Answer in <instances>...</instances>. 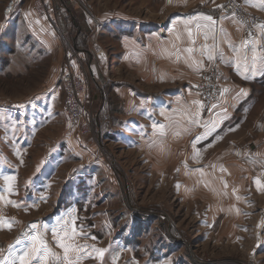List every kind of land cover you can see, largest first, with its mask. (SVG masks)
Returning a JSON list of instances; mask_svg holds the SVG:
<instances>
[{"label":"rangeland","instance_id":"374dc122","mask_svg":"<svg viewBox=\"0 0 264 264\" xmlns=\"http://www.w3.org/2000/svg\"><path fill=\"white\" fill-rule=\"evenodd\" d=\"M37 1L0 0V259L20 255L30 243L25 233L40 232L61 261L59 244L70 245L73 264H84L77 263L83 253L93 261V249H106L111 264H264V209L240 218L210 210L221 179L216 172L207 194L203 169L222 160L220 135L200 138L196 157L161 151L155 139L125 143L134 132L118 92L140 82L125 62V34L113 37L114 30L134 24L137 35L143 26L166 34L191 0H41L45 14ZM216 65L187 91L192 111ZM65 74L84 86L79 126L65 110ZM173 87L166 81L148 94L167 98ZM220 87L221 104L203 106L207 116L223 103V79ZM5 175L13 177L11 191ZM78 246L86 247L72 250Z\"/></svg>","mask_w":264,"mask_h":264},{"label":"crops","instance_id":"0c3cea01","mask_svg":"<svg viewBox=\"0 0 264 264\" xmlns=\"http://www.w3.org/2000/svg\"><path fill=\"white\" fill-rule=\"evenodd\" d=\"M240 1L251 13L264 18V0ZM190 2V11L179 13L166 34L158 29L150 33L146 30L149 26H143L137 35L136 30L130 29L134 24L116 26L114 30L113 37L125 34L122 41L125 62L132 68L135 67L133 69L140 82V89L125 88L118 92L125 101V114L128 117L125 122L134 132H130L129 139L125 138V143L155 139L160 150L168 148L171 150L170 154L179 156L188 149V154L196 157L197 146L195 144L193 147V142L198 137H204L208 141L213 136L220 135L223 142L220 150L225 157L222 155L220 162H206L203 186L208 194L212 181H216L214 175L219 173L221 184L215 194L216 202L213 198L211 200L212 215L217 217L219 212L225 214L228 211L227 215H237L240 218L249 213L248 209L254 213L264 209V31L259 26L257 35L246 38L236 18L220 10L223 0ZM201 14L213 17L215 24L211 27L216 36L215 41L211 38L205 41L203 31L197 32V23L209 24L202 19ZM193 16L197 19L186 27L185 21ZM109 21L111 20L105 22ZM188 30L193 32L194 44L188 40ZM211 35L209 33L210 37ZM177 36L180 37L179 40ZM244 41H249L247 48L241 50L246 59L242 58L237 64L233 47L240 48ZM205 43L209 47L215 44L218 48L215 59L211 62L201 55ZM188 47L194 49L191 57L185 51ZM253 48L258 56L255 66L251 62ZM221 52L223 58L219 55ZM172 60H176V64H171ZM212 64L222 68L223 89L226 91L222 105L207 116L200 107L203 104L199 92L194 111L187 105L186 93L191 84H196L199 75ZM166 81L174 82L172 94L167 98L150 97L148 91L151 88L163 90ZM162 111L164 115H161ZM154 116L157 118L156 124L165 125L163 136L154 134L153 130L151 133L146 132L149 123H153ZM198 131L203 132L198 134ZM224 141H227V145ZM257 180L260 181L259 185ZM91 258L89 254L83 253L77 263L111 264L108 262L110 254L94 256L93 261Z\"/></svg>","mask_w":264,"mask_h":264},{"label":"snow or ice","instance_id":"6c2138e0","mask_svg":"<svg viewBox=\"0 0 264 264\" xmlns=\"http://www.w3.org/2000/svg\"><path fill=\"white\" fill-rule=\"evenodd\" d=\"M223 7V6H221ZM202 15V19L205 21H208V25H201L199 23L196 24V30L197 32L203 31L204 34V40L207 41L209 38L213 39L215 41L216 36L215 33L211 27V25L215 24V21L213 20V17L210 15ZM197 17L193 16L190 20L185 21V26L187 27L188 24L192 23L193 20H196ZM262 31H264V26H261ZM222 31V30H221ZM209 33H211V37L209 36ZM177 39L179 40L180 37L177 36ZM188 40L190 43L194 44L195 43V37L193 35V32L191 30H188ZM249 41H244L241 45L240 48H235L229 43L230 47H233V51L236 53V61L237 64L240 63L241 59H246V57L243 56L242 54V49L247 48ZM185 51L189 54V57H191V54L193 53L194 49L192 47H188L185 49ZM218 51V48L215 44H213L211 47L205 43V45L201 49V55L206 56L208 61H213L215 59V53ZM220 57L223 58V53H219ZM257 52L256 49H252V55H251V62L253 66L257 63ZM199 64V62H197ZM202 66V65H200ZM226 91V90H225ZM201 108H203V105H200ZM161 115H164V112H161ZM195 122V121H193ZM153 127V133H159L161 136L165 134V125L163 124H156L155 122L152 125ZM199 137L197 138L196 141L193 142V147H195V144L199 142ZM39 170V169H38ZM5 184L8 186V190L11 191V181L13 177L5 175L3 177ZM256 183L259 185L260 181L257 180ZM68 223L67 220L63 221L62 224V230L63 227L66 226ZM74 223V219H73ZM31 230H36L38 228V225L36 223H33L29 226ZM52 233L54 236L58 235L56 228L51 229ZM76 229L73 228V233H75ZM25 237L27 238L30 243L28 244L27 247L22 249L20 255H13L11 259H0V264H17V261H19V264H33V261H36L37 264H48L49 258H54L59 262V264H73V260L69 258L67 255L70 245L66 244H59V247L64 249L65 255L63 257V260H60V257L56 256L55 253L51 252L48 248L47 243L43 240L42 233L36 232V234H29L25 233ZM19 243V240L17 241ZM82 247L86 246H78L77 249H72L73 251L81 250ZM92 251L98 253L100 256H103V250L100 249H93ZM79 257H77L78 261Z\"/></svg>","mask_w":264,"mask_h":264},{"label":"built area","instance_id":"2783aa9c","mask_svg":"<svg viewBox=\"0 0 264 264\" xmlns=\"http://www.w3.org/2000/svg\"><path fill=\"white\" fill-rule=\"evenodd\" d=\"M36 8L40 14L46 13V6L43 5L41 0L37 1ZM223 13L236 18L246 38L257 35V28L264 26V18L251 13L240 0H226L223 4ZM223 75V70L216 65L203 77V81L199 85L201 100L206 111L211 108L213 110L215 106L221 104L222 89L220 86ZM62 81L67 90L66 113L71 123L79 126L86 114L84 106L79 101V95L83 93L84 86L79 80L69 74L63 75ZM90 131L88 125L83 126V133Z\"/></svg>","mask_w":264,"mask_h":264}]
</instances>
